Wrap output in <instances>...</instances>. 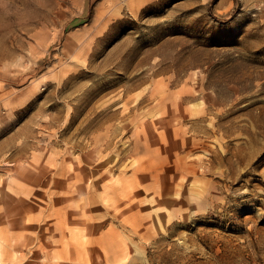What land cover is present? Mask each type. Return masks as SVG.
<instances>
[{
  "label": "rangeland",
  "instance_id": "obj_1",
  "mask_svg": "<svg viewBox=\"0 0 264 264\" xmlns=\"http://www.w3.org/2000/svg\"><path fill=\"white\" fill-rule=\"evenodd\" d=\"M149 139L199 197L149 238L99 196L81 242L71 178H133ZM0 183V264H264V0H0Z\"/></svg>",
  "mask_w": 264,
  "mask_h": 264
},
{
  "label": "bare ground",
  "instance_id": "obj_2",
  "mask_svg": "<svg viewBox=\"0 0 264 264\" xmlns=\"http://www.w3.org/2000/svg\"><path fill=\"white\" fill-rule=\"evenodd\" d=\"M182 114L184 117H190L192 109H185ZM186 144L183 143V145ZM141 146L149 151V163L139 165L133 178L125 177L124 172L122 177H114L111 175L112 169L109 175L105 172L101 173L99 169H94L95 184L101 183L98 194L89 190L91 175L86 177L85 174H81L71 178L69 183L71 184V198L68 199V202L71 200L72 203L70 215L73 224L71 228L77 237L82 238L81 242H85L88 223L85 212L82 211L84 209L90 211L99 196L107 206H110L113 218H119L125 225H129L135 234L149 238L167 231L174 220L182 218L187 205L199 197L193 162L177 155H171L177 143L168 145L164 141L157 142L151 139L149 143L135 141L133 151H139ZM119 163L123 164V160H119L117 164ZM211 167L212 165L209 166V171ZM32 168H34L32 162L21 166L14 176L9 178V182L19 184L24 179L22 172ZM101 179L102 182H100ZM134 179L138 182L142 179L143 184L140 187L135 186ZM185 179L187 181H184ZM16 230L20 231L19 233L23 231L21 227ZM79 230L85 234H81ZM116 230L115 227L111 228V232ZM122 242L113 248L114 258L120 256L125 258L131 252L132 246H129L128 242ZM134 251L137 257L144 254L143 248H136Z\"/></svg>",
  "mask_w": 264,
  "mask_h": 264
}]
</instances>
